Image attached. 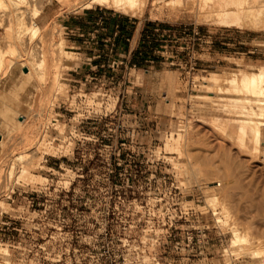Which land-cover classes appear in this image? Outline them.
Here are the masks:
<instances>
[{"label":"rangeland","instance_id":"obj_1","mask_svg":"<svg viewBox=\"0 0 264 264\" xmlns=\"http://www.w3.org/2000/svg\"><path fill=\"white\" fill-rule=\"evenodd\" d=\"M29 1L26 21L39 25L37 33L19 36L14 19L1 14L7 63L25 55L28 63L31 53L47 63L44 83L29 81L20 61L0 74V263L70 264L44 258L42 247L55 255L64 246L43 227L57 209L163 206L206 212L216 256L198 264H264V139L248 140L238 128L256 123L264 136V107L225 82L264 67V27L223 22L226 6L238 5L255 6L251 16L264 20L261 1L151 2L142 16L126 14L145 21L142 46L150 61L108 66L103 54L90 60L98 65L82 81L72 75L84 61L73 51L82 50L66 42L65 25L89 0ZM100 7L125 14L93 8ZM60 37L69 53L58 69L63 85L55 87ZM214 76L220 86L208 85ZM171 134L180 137V153L169 149ZM21 154L29 155L17 160ZM235 229L249 244L232 246Z\"/></svg>","mask_w":264,"mask_h":264},{"label":"built area","instance_id":"obj_2","mask_svg":"<svg viewBox=\"0 0 264 264\" xmlns=\"http://www.w3.org/2000/svg\"><path fill=\"white\" fill-rule=\"evenodd\" d=\"M55 213L57 217L43 225L45 235L64 246L55 255L42 247L45 259L70 264H198L216 256L206 212L192 207H70ZM221 232L217 237L223 246ZM225 250L221 257L227 256Z\"/></svg>","mask_w":264,"mask_h":264},{"label":"bare ground","instance_id":"obj_3","mask_svg":"<svg viewBox=\"0 0 264 264\" xmlns=\"http://www.w3.org/2000/svg\"><path fill=\"white\" fill-rule=\"evenodd\" d=\"M7 1L8 0H0V26L3 25V22H2V19H1V14H5V16H7L6 14L9 13V15L12 17V19H14L15 21V27H16V31L18 33V35H24L25 33H27L28 31H31L33 34L34 33H37L40 28H39V25L34 21V22H31V25H32V28L30 26V23L26 21V14H28V7H26V5L28 6L29 4V0H15V2H12V8H10L7 4ZM10 1V0H9ZM43 1V0H42ZM48 1V0H47ZM50 1V0H49ZM168 0H89L85 7L87 8H91L93 7L94 5H99V6H102V7H106L108 9H112V10H115V11H119V12H122V13H129V14H134V15H141L144 14V10L147 6H149V4H151V2H153L154 4H159V3H166ZM237 0H224L223 4L224 5H234V4H237L236 3ZM254 1V0H253ZM257 1V0H256ZM261 1V4L259 5L260 8L262 11H264V0H259ZM173 2V3H172ZM11 3V1H10ZM24 3L25 5H22ZM169 3H172L174 4V1H171ZM177 3V2H176ZM248 3V2H247ZM246 3V4H247ZM254 3V2H253ZM259 2H257L258 4ZM187 4V3H186ZM166 5H169L166 3ZM176 5V4H175ZM254 5V4H253ZM11 6V4H10ZM172 6V5H171ZM249 7L245 6V5H238L236 6L235 10H227V6H226V10L224 9L223 13H224V18H223V22L226 23L228 26H245V27H249V28H263L264 27V20L263 19H255L253 18V16H251V14H254V9H252L253 7L255 6H250L248 5ZM24 7V9H23ZM230 7V6H229ZM228 7V8H229ZM232 7V6H231ZM234 7V6H233ZM258 7V6H257ZM173 8H174V5H173ZM252 9V10H251ZM253 11V12H252ZM38 14V13H37ZM261 17V16H260ZM257 18V17H256ZM4 20V19H3ZM10 20V19H9ZM10 22V21H9ZM2 27H5V26H2ZM11 27V25H10ZM9 29V28H8ZM47 33V32H46ZM25 36V35H24ZM43 36V35H42ZM44 37V36H43ZM23 38V36H22ZM41 39V37H40ZM5 40V39H4ZM7 41V40H6ZM41 41H44V40H41ZM40 42V41H39ZM42 43V42H41ZM39 44V43H38ZM26 45V44H25ZM9 46V45H8ZM36 46V45H35ZM65 47V40L60 37V39H58V41L55 43V48H54V57L56 59L57 62H55V82L57 83L55 85L59 87V85H63V83H61L59 81V77H60V72L58 71L60 65H62V61H63V57L65 55H67L69 53V51L67 49L64 48ZM26 49V48H25ZM37 49V48H36ZM40 49V48H39ZM42 49V48H41ZM42 51V50H40ZM7 52V51H6ZM36 53V52H35ZM33 53H31L30 57H29V62L30 64H28L25 59L27 60L26 58V55H25V58H22V60L19 62L23 68L27 69L28 71L24 70V74L25 76L27 77V79L30 81V79L32 77L35 76V78L37 77L38 79H40L41 81H43L42 83H44L46 81V73H45V64H42L44 63V60L45 62L47 63V60L44 58H42V60H38L36 61L35 59V56H32ZM40 54V53H39ZM20 54H18L19 56ZM37 55V54H36ZM44 55V54H43ZM14 56V55H13ZM21 56V55H20ZM32 56V57H31ZM44 57V56H43ZM21 58V57H20ZM19 59V58H18ZM16 61H14L15 63H17ZM14 62H9L7 63V60H6V54H5V51L2 49V39H0V74H2L1 72L3 71V69H7L4 73V77H6L9 73H10V68H12L14 66ZM44 66V67H43ZM61 70V69H60ZM34 78V79H35ZM26 80V79H25ZM205 81V80H204ZM207 82V81H206ZM223 81L221 80L220 77L218 76H214L211 80H209V83H206L208 84L209 86H220L221 83ZM225 82H227V84H230V86H232L233 88H236L239 89V91L241 90L242 93H244L243 91L245 90V92H248L247 94L250 95L252 94V99H254V102H255V106L259 109H263L264 107V67H259L255 72H251L250 74L249 73H244V72H241V73H235L232 77L230 78H227L225 79ZM224 82V83H225ZM26 83V82H25ZM24 83V84H25ZM37 83V82H36ZM28 84V83H26ZM23 85V83H22ZM21 85V86H22ZM53 85V83H52ZM24 86V85H23ZM22 86V87H23ZM25 87H27L25 85ZM53 88V86H52ZM14 89V88H13ZM19 90V88H17ZM24 89V88H23ZM57 89V88H56ZM15 92H16V87H15ZM17 90V91H18ZM53 90H55V88H53ZM238 91V90H237ZM20 92V91H19ZM56 92V90H55ZM17 93V92H16ZM54 93V92H53ZM56 94V93H55ZM246 94V93H245ZM19 95V94H18ZM44 95V94H43ZM2 96V95H1ZM52 96V95H51ZM19 97V96H18ZM56 97V96H55ZM250 97V96H249ZM250 97V98H251ZM52 99L55 100V98L51 97ZM249 98V99H250ZM247 99V98H245ZM248 99V100H249ZM251 99V100H252ZM51 101V100H50ZM253 101V100H252ZM253 102V103H254ZM246 103V102H245ZM250 102H248L249 104ZM50 104V103H49ZM53 104V102H52ZM51 104V105H52ZM253 106V105H252ZM254 106V107H255ZM250 107V106H248ZM253 108V107H252ZM226 111V110H225ZM16 112V111H15ZM249 112V111H248ZM254 117V115H253ZM244 120V119H243ZM254 120V119H253ZM19 121V120H18ZM245 121V120H244ZM243 121V122H244ZM181 122V121H180ZM232 122V121H231ZM242 122V124H243ZM247 122V120H246ZM245 122V123H246ZM251 122V121H250ZM257 122V121H256ZM247 124V123H246ZM245 124V125H246ZM260 124V123H259ZM185 125V124H184ZM232 125V124H231ZM230 125V126H231ZM239 125V124H238ZM237 125V126H238ZM249 125V124H248ZM250 125H253V130L252 127L249 128H245L244 126H240L238 127L239 130L241 128L242 132L246 133L247 134V137H248V140L249 138L253 141H256L257 143H261L262 141V138L264 139V136L262 135L263 133L259 132V129L257 127H260L258 124L256 123H252ZM250 125L248 127H250ZM255 125H258V126H255ZM186 126V125H185ZM263 126V125H262ZM235 128V126H233ZM237 129V128H236ZM262 129V127H261ZM238 130V129H237ZM236 130V131H237ZM238 130V131H239ZM240 130V131H241ZM1 132V131H0ZM245 135V134H244ZM243 134H241L240 136H244ZM250 135V136H248ZM3 138V137H2ZM244 138V137H243ZM247 140V141H248ZM41 141V140H40ZM2 142V141H1ZM180 137L179 138H176L173 136V134H171L169 136V144L171 145V150L173 151H176L180 153V151L178 150L179 147H180ZM42 143V142H41ZM256 143V144H257ZM264 143V141H263ZM262 143V144H263ZM4 144V143H3ZM168 144V145H169ZM258 144V145H259ZM169 145V146H170ZM37 148V147H36ZM168 149V148H167ZM29 154H21L19 155L16 159H21V158H25L26 156H28ZM257 156V155H256ZM29 158V157H28ZM14 159V162L15 160ZM17 164V163H15ZM15 166V165H14ZM11 167V168H14ZM22 168V167H21ZM25 169V168H24ZM22 169V170H24ZM14 171V169H12ZM12 170H11V173H12ZM21 170V172L23 173V171ZM21 174V173H20ZM11 175V174H10ZM219 221V220H218ZM237 229V228H236ZM234 230V236L232 237L231 239V243H232V246H241L242 248V245H247L249 244V239H248V236L247 234H243L242 232H239V230ZM240 248V247H239ZM244 248V247H243ZM256 248V247H255ZM254 252L257 251L254 250V248L252 249ZM236 251V250H235ZM234 250H231L230 249V252H235ZM253 252V253H254ZM262 253V252H261ZM258 254V253H257ZM10 256V253H9V250L7 249H3L2 252H1V257L5 260L6 263H9L8 261V257ZM2 264V263H0Z\"/></svg>","mask_w":264,"mask_h":264},{"label":"crops","instance_id":"obj_4","mask_svg":"<svg viewBox=\"0 0 264 264\" xmlns=\"http://www.w3.org/2000/svg\"><path fill=\"white\" fill-rule=\"evenodd\" d=\"M93 7L70 16L69 23L65 25L69 30L66 42L71 47L82 50L73 52L83 55L84 58L76 73H72L76 77L73 80L82 81L88 78V71L98 65L90 67V60L100 58L103 54L110 57L108 66L136 67L143 60L150 61L145 57V48L142 46L145 43V21L133 19L132 16H137L134 14L129 16L126 15L129 13L118 14L101 7Z\"/></svg>","mask_w":264,"mask_h":264},{"label":"water","instance_id":"obj_5","mask_svg":"<svg viewBox=\"0 0 264 264\" xmlns=\"http://www.w3.org/2000/svg\"><path fill=\"white\" fill-rule=\"evenodd\" d=\"M25 70H27V69H25Z\"/></svg>","mask_w":264,"mask_h":264}]
</instances>
